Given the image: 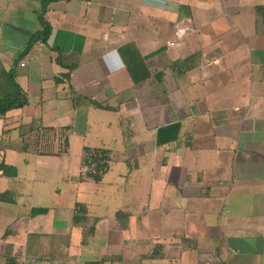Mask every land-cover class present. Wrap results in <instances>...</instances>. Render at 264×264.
Instances as JSON below:
<instances>
[{"label":"crops","instance_id":"crops-1","mask_svg":"<svg viewBox=\"0 0 264 264\" xmlns=\"http://www.w3.org/2000/svg\"><path fill=\"white\" fill-rule=\"evenodd\" d=\"M41 3L0 0L6 69L42 30ZM45 18L48 44L15 69L29 105L0 119V164L17 170L0 172V264H264V0H70ZM180 24L190 31L169 47ZM127 45L150 66L142 85L119 55ZM53 49L79 65L60 85ZM122 96L120 134L59 171L61 129L95 104L116 114ZM176 124L178 139L158 145ZM31 125L55 130L43 149ZM85 147L111 152L100 183L83 178ZM77 204L95 233L75 225Z\"/></svg>","mask_w":264,"mask_h":264},{"label":"trees","instance_id":"trees-1","mask_svg":"<svg viewBox=\"0 0 264 264\" xmlns=\"http://www.w3.org/2000/svg\"><path fill=\"white\" fill-rule=\"evenodd\" d=\"M58 1H70V0H42L41 10L38 13L39 23L41 24L42 30L35 34H32L29 38V41L26 45L25 50L15 58L10 69H6L3 62L0 59V119H5L6 116L15 111L22 110L29 105V100L27 94L23 91L22 87L19 85L16 79L15 69L29 56L33 48L38 44L47 45L53 28L51 24L45 18L49 6ZM86 1V0H81ZM53 52L58 53V57L55 59V64L61 67L66 71L65 74H62L56 79V84L60 85L64 82L70 80L71 74L76 71L79 67L77 58H69L64 54L60 49H53ZM119 55L125 69L130 76L131 81L135 86L142 85L151 79L152 74L150 71V66L146 62L145 58L141 55L140 51L133 45L124 46L120 51ZM97 108L108 110L102 106L95 104ZM180 125L176 124L173 126H168L162 128L158 132L157 143L158 145H166L173 143L178 139ZM30 132L38 133V143L39 149H43V141H48V138L54 136L55 130L51 128H42L34 129V126L31 125ZM70 132L69 128H62L60 133V138L63 141V152L67 153L68 150V133ZM52 134V135H51ZM51 135V136H50ZM82 168L85 170L83 176L84 179H90L95 183H100L104 176L109 172L111 168V152L106 149L99 148H88L83 149L82 157ZM0 172L7 177H16L17 170L12 167L6 166L4 163L0 164ZM8 195L4 194L0 196V201H5ZM74 223L78 226H84L85 222L88 221V210L86 206L82 204L76 205ZM45 210H33V216L45 213ZM122 218L127 219V216L123 213H118L117 220L121 221ZM84 235L93 234L96 231V225L90 226L87 229H84ZM158 253V251H157ZM8 264H11L9 261Z\"/></svg>","mask_w":264,"mask_h":264},{"label":"rangeland","instance_id":"rangeland-1","mask_svg":"<svg viewBox=\"0 0 264 264\" xmlns=\"http://www.w3.org/2000/svg\"><path fill=\"white\" fill-rule=\"evenodd\" d=\"M131 92L132 91L127 92V95H129V93ZM129 96H131V94ZM121 99L119 98L110 102L111 105H116V108H118V112L116 114L111 110L91 108L88 111V113L91 111V117L88 116L85 111H82L79 116H75V128L68 134V153L64 157L59 158V161L57 162L59 171L62 172L64 168H67V166L70 165L73 166V174H75L79 167V155L82 152V147L97 146L98 144H96V141H101L102 137L107 138L120 134V131L125 124L122 118L123 115H121L122 110H120L121 112L119 111L124 96H122ZM96 102L98 101L96 100ZM85 122H88V125H86V127L83 125ZM97 122H101V124L98 125ZM135 125L138 124L135 123ZM127 129H129V132H127L126 134V140H129L132 139V134H134L135 129L132 128L130 123H127ZM56 147V151L59 150V146ZM112 170L113 171L109 173L110 175L106 178V180H112L113 178H115L116 180L118 179V167L116 166L115 170ZM98 197L99 199L96 198L95 200H99L101 202V195ZM64 206L67 207L65 203Z\"/></svg>","mask_w":264,"mask_h":264},{"label":"built area","instance_id":"built-area-1","mask_svg":"<svg viewBox=\"0 0 264 264\" xmlns=\"http://www.w3.org/2000/svg\"><path fill=\"white\" fill-rule=\"evenodd\" d=\"M189 29L183 27L182 24L178 25V27L175 30V42L173 44H170L169 47H173L175 46L177 43H180L181 41L184 40V38L186 37V35L189 33ZM217 63V62H216Z\"/></svg>","mask_w":264,"mask_h":264}]
</instances>
